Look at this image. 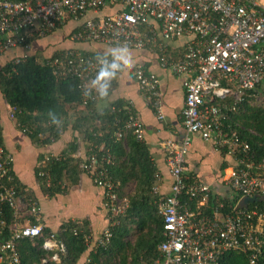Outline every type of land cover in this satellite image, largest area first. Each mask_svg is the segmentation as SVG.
Returning a JSON list of instances; mask_svg holds the SVG:
<instances>
[{"label": "built area", "instance_id": "obj_1", "mask_svg": "<svg viewBox=\"0 0 264 264\" xmlns=\"http://www.w3.org/2000/svg\"><path fill=\"white\" fill-rule=\"evenodd\" d=\"M105 8L109 12L91 15ZM66 16L79 21L72 39L146 49L156 54L162 68L182 77L185 135L179 144L164 141L170 191H159L158 172L151 188L158 196L157 211L164 238L158 245L161 260L152 264H219L228 251L246 255L247 264H264L260 261L264 252V209L259 210L255 203L251 208L237 207L243 197H261L264 202V157L255 159L249 144L226 122L247 98L264 104V0H0V56L21 48L23 52L8 62L24 60L30 55L32 40L51 33ZM181 38H185L182 55L173 59L168 55L170 42ZM45 63L55 77L78 81L83 105L94 100L89 83L99 80L105 71L120 70L112 56H93L75 49L48 56ZM133 76L156 118L162 120L158 77L142 66L134 68ZM215 99L223 102L215 104ZM6 106L13 118L14 109L7 102ZM111 110L123 116L113 120L116 139L124 141L127 131H131L138 141L144 140L143 124L130 104L118 108L112 105ZM194 134L210 141L215 149L236 156L234 165L224 170L222 176L225 186L238 196L234 204L228 205L230 210L225 208L224 198H215L211 212H204L202 208L212 199L210 186L194 179L189 181L184 174L185 155ZM10 163L12 155L0 145V179L11 183L2 185L0 201L11 208L13 215L10 236L0 244V264H22L18 241L40 236L42 226L21 223L24 202L12 185ZM112 164L110 153L98 157L91 152L78 161L80 171L101 190L105 211L102 230L95 236H84L93 252L108 247L113 227L129 207L127 198L118 196V181L110 170ZM38 176L46 174L38 172ZM45 180L49 186L50 181ZM191 201L196 202L194 208ZM28 207L32 214L39 209L37 202L31 200ZM41 247L51 252L49 259L55 262H59L58 254L65 249L55 232H50ZM80 264H92L90 257L83 258Z\"/></svg>", "mask_w": 264, "mask_h": 264}, {"label": "trees", "instance_id": "obj_2", "mask_svg": "<svg viewBox=\"0 0 264 264\" xmlns=\"http://www.w3.org/2000/svg\"><path fill=\"white\" fill-rule=\"evenodd\" d=\"M60 52H53L51 56H56ZM45 58L36 51L19 63L6 62L0 66V95L14 109V118L20 128L25 130L24 132L33 143L46 145L57 140L70 122L71 129L81 134V138L85 140L88 154L95 152L98 157L106 153L112 155L113 164L110 170L118 181L116 189L118 196L123 195L124 186L131 181L134 182V188L127 194L129 207L113 227V235L107 248L99 249L97 252L89 250L84 239L85 234L90 233L87 223L68 221L61 224L55 232L65 247L64 252L58 254L59 262L50 260L51 252L41 247L43 240L50 232H53L50 228L42 226L40 236L25 237L18 241L21 263L80 264L85 257H90L92 264H115V258L118 259L119 264H144L161 260L158 245L164 239L162 220L157 211L158 196L151 191L155 182L156 168L151 161L145 142L138 141L131 131H127L124 141L114 136L117 126L113 124V120L116 116L123 119V116L122 113L112 111L111 106L118 108L125 103L117 100L100 113L91 108L94 100L83 105L78 81L72 77L63 79L55 77L50 67L46 65ZM106 73L108 72L105 71L103 75ZM212 102L221 104L223 100L215 99ZM226 122H230L237 130L239 137L249 144L255 159L264 157V106L262 104H256L252 99L247 98L234 113L229 114ZM74 142L75 139L69 145L73 150ZM4 151L7 152L5 149ZM221 152L227 154L224 150ZM229 155L235 160L234 154ZM50 160L45 162L46 166L43 168L49 173L50 185L46 186L44 181L46 176H38L41 191L48 195L59 193L63 189L66 191V181L76 182V177L81 172L78 160L69 151L61 153L59 159ZM224 167L225 165H222V169ZM8 168L9 174L13 177L12 185L19 196L22 187L12 172V163L8 165ZM191 179L189 178V181ZM63 183L65 185L62 187ZM9 184L11 183L0 179V191L2 185ZM182 198L185 199V197ZM237 199L238 196L232 194L222 201L227 208ZM30 200L35 201L30 195L23 200L25 202L21 214L30 217V224H37L35 214L30 213L28 207ZM213 202L214 199H210L202 210L210 213ZM195 203V201L190 202L192 208L195 207ZM254 203L258 205L259 210L264 209L261 197H256L246 206L251 208ZM12 216L11 208L0 201V222L3 221L0 224V244L10 236ZM20 219L23 221V217ZM79 229L81 230L76 234L73 232ZM132 231L136 233L133 245L126 240ZM44 258L48 259L42 262ZM260 261L264 262V252ZM219 264H247V257L236 251H228L221 257Z\"/></svg>", "mask_w": 264, "mask_h": 264}, {"label": "crops", "instance_id": "obj_3", "mask_svg": "<svg viewBox=\"0 0 264 264\" xmlns=\"http://www.w3.org/2000/svg\"><path fill=\"white\" fill-rule=\"evenodd\" d=\"M109 12L105 8L98 13L100 15ZM79 21L66 16L64 22L57 26L51 33L43 38L32 40V53L38 51L42 56H51L53 52L67 49H75L89 55H109L117 60L120 70L115 73H106L88 88L94 95L93 110L101 112L113 102L120 100L130 104L134 113L138 116L144 127V140L156 171L161 176L159 191L168 194L170 182L165 165L164 141L171 140L179 144L185 135L182 125L181 110L184 103V88L182 77L174 74L169 69L162 68L156 54L146 49H124L109 47L97 42H84L72 39V32ZM185 38L170 42L168 55L178 59L182 55ZM21 48L12 49L2 57L9 59L21 54ZM8 60V59H7ZM136 66H142L146 71L155 74L159 79L161 91V108L163 119L158 120L156 113L149 102L139 90L133 76ZM81 109V107L79 108ZM10 111L6 101L0 95V136L1 145L12 155V172L22 187L20 199L25 200L27 195L35 199L38 211L35 214L37 224L46 226L56 232L61 224L72 222H85L90 233L95 236L105 226V211L102 206V193L96 187L91 178L80 172L76 182L66 181L67 188L59 193L48 195L40 189L38 172H44L45 178L50 181L49 173L43 169L46 161L59 159L61 153L68 152L78 161L88 155L87 144L81 138V134L71 129L68 122L62 135L50 144L42 145L33 143L21 129L15 118L9 116ZM74 150L69 145L72 140ZM234 160L229 154H224L214 148L210 141H204L197 135H191L188 150L185 155L184 174L189 178L210 186L212 199L230 197L232 191L222 181L224 170L234 165ZM222 165L225 167L222 169ZM40 167V170H39ZM46 181V180H44ZM65 184H62V187ZM25 202V201H23ZM24 204V203H23ZM22 224H30L29 216L21 214Z\"/></svg>", "mask_w": 264, "mask_h": 264}, {"label": "rangeland", "instance_id": "obj_4", "mask_svg": "<svg viewBox=\"0 0 264 264\" xmlns=\"http://www.w3.org/2000/svg\"><path fill=\"white\" fill-rule=\"evenodd\" d=\"M4 56V55H3ZM1 58V57H0ZM9 60V57H2V59H0V66L5 64L6 62H8ZM264 106V104H262ZM134 188V182L131 181L130 183H128L126 186H124L123 188V197H127V194L131 193L132 190ZM126 240L131 244L133 245L135 243V240H136V233H134V231H132V233L130 235L127 236ZM116 262L118 261L117 258H115ZM144 264H152V263H144Z\"/></svg>", "mask_w": 264, "mask_h": 264}, {"label": "water", "instance_id": "obj_5", "mask_svg": "<svg viewBox=\"0 0 264 264\" xmlns=\"http://www.w3.org/2000/svg\"><path fill=\"white\" fill-rule=\"evenodd\" d=\"M256 197H243L239 200L237 207H245L246 203L249 201H253Z\"/></svg>", "mask_w": 264, "mask_h": 264}]
</instances>
